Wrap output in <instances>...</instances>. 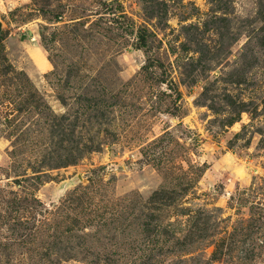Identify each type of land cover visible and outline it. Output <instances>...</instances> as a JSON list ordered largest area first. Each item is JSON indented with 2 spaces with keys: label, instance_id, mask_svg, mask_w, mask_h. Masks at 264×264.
<instances>
[{
  "label": "rangeland",
  "instance_id": "rangeland-1",
  "mask_svg": "<svg viewBox=\"0 0 264 264\" xmlns=\"http://www.w3.org/2000/svg\"><path fill=\"white\" fill-rule=\"evenodd\" d=\"M0 22V264H264V0Z\"/></svg>",
  "mask_w": 264,
  "mask_h": 264
},
{
  "label": "water",
  "instance_id": "water-1",
  "mask_svg": "<svg viewBox=\"0 0 264 264\" xmlns=\"http://www.w3.org/2000/svg\"><path fill=\"white\" fill-rule=\"evenodd\" d=\"M2 26H3V24L0 22V34L2 32Z\"/></svg>",
  "mask_w": 264,
  "mask_h": 264
}]
</instances>
